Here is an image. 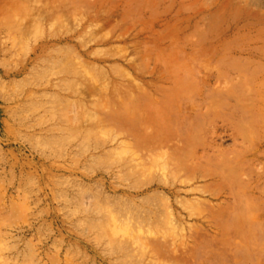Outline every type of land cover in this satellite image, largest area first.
Segmentation results:
<instances>
[{"label": "rangeland", "instance_id": "rangeland-1", "mask_svg": "<svg viewBox=\"0 0 264 264\" xmlns=\"http://www.w3.org/2000/svg\"><path fill=\"white\" fill-rule=\"evenodd\" d=\"M0 264H264V0H0Z\"/></svg>", "mask_w": 264, "mask_h": 264}]
</instances>
